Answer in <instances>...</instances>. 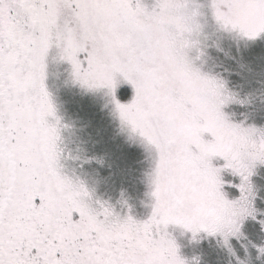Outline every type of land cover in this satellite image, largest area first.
Masks as SVG:
<instances>
[{
    "label": "snow or ice",
    "instance_id": "6c2138e0",
    "mask_svg": "<svg viewBox=\"0 0 264 264\" xmlns=\"http://www.w3.org/2000/svg\"><path fill=\"white\" fill-rule=\"evenodd\" d=\"M258 44L264 0H0V264H264V80L229 79ZM60 86L99 98L138 196Z\"/></svg>",
    "mask_w": 264,
    "mask_h": 264
},
{
    "label": "rangeland",
    "instance_id": "374dc122",
    "mask_svg": "<svg viewBox=\"0 0 264 264\" xmlns=\"http://www.w3.org/2000/svg\"><path fill=\"white\" fill-rule=\"evenodd\" d=\"M225 50H229L230 44L227 40L224 42ZM262 53L261 46L258 44L254 46L250 51L243 54V61L252 68V72L245 71L243 73L244 79L232 74L229 79L233 84L243 83V91H250L253 88H258L260 85L256 83L258 80H264V60L260 59ZM212 55L216 58L217 64H222L223 67H228L233 70H238L237 65L230 59H227L223 54L213 52ZM231 55H235L234 48L231 49ZM220 70V69H217ZM59 82L50 81V86L55 90ZM59 98L61 102V111L64 113L67 119L76 122L77 127L85 126L84 131L80 135L87 139L88 134H91L93 139H102L112 146L113 151L111 154V161L115 169L123 170L124 175L117 176L114 187L109 186L107 188V194L113 197L116 196V189L125 187L128 193L135 198L139 195V188L135 182L136 176V164L134 163V154L129 150H125L122 154L119 150L115 149L111 137L113 134L112 125L106 114L101 111V101L98 97H94L87 94H82L73 88H64L60 86ZM259 107V105H257ZM259 120V115L257 116ZM116 144L120 143L119 138L115 141ZM91 147V145H89ZM131 169V171H129ZM101 191H105L102 186Z\"/></svg>",
    "mask_w": 264,
    "mask_h": 264
}]
</instances>
